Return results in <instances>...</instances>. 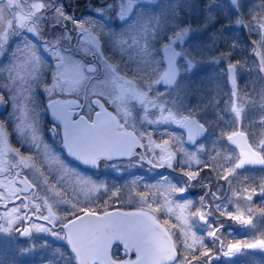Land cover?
I'll list each match as a JSON object with an SVG mask.
<instances>
[{
  "label": "rangeland",
  "instance_id": "rangeland-1",
  "mask_svg": "<svg viewBox=\"0 0 264 264\" xmlns=\"http://www.w3.org/2000/svg\"><path fill=\"white\" fill-rule=\"evenodd\" d=\"M36 1L11 0L9 3H4V0H0V8H2L0 9V33H7L6 27L13 22L28 21L24 19L23 12H26L29 6L36 8L38 4ZM145 5L153 7V12L150 13L146 7H141ZM122 7H128V0L111 1L108 8L114 9L115 13L117 10L121 15ZM138 7H141L142 11L137 10ZM21 9L24 10L21 11ZM179 13L184 20L180 19ZM262 13H264V0H237L234 11L230 9L228 0H134L129 19L140 17L141 23L132 38L126 41V46H130L133 50L134 67L140 73L155 75L158 79L163 71V65L160 64V57H158V50L162 46L159 42L166 39L164 44L172 45L180 52L178 59L180 75L171 89L162 91L166 99L160 105L152 99V93L147 88L128 87L121 82L122 87L128 91V95L126 101L119 104V117L131 132L140 137L145 135L146 141L151 139L157 143L162 142V138L155 139L153 131L162 127L171 129L179 127L171 119H164L170 113L176 119L195 118L206 128L207 133L196 148L186 152H197L201 164L185 162L186 157L178 151L177 156L180 164H189L188 169L199 172V177L192 181L189 192L187 181L181 178L175 186L185 188V191L169 194L166 189L170 184L174 185L173 183L168 179H157L143 185L134 172L137 169L136 164L132 163L131 171L126 175L129 179L125 180L124 188L114 185L112 189L107 190L88 184L86 192L78 188L76 191L75 189L63 190L59 195L48 196L46 201L54 213L55 218L52 222L55 225L80 211H106L113 208L141 211L161 224L162 220L157 214L159 206L155 203L157 199L164 203L166 200L172 201L173 207L177 203L191 200L195 206L199 207L201 206L200 197L203 196L204 210L211 214L207 216V222L203 224L198 218L190 217L189 227L197 236L204 239L208 248L216 251L215 246L220 242L207 236L210 230L209 225L216 227L222 225L221 232L218 233L220 239L251 242L264 234V215H253L252 225H241L219 217L216 211L217 204L234 211L233 202L247 210L245 202L233 197L232 192L239 191L242 186L258 183L264 177V169L236 171L235 175L225 181L220 179L222 168L215 165L211 168L204 167L206 163L212 164L210 157L218 152L221 154L219 163L225 167L229 166L227 162L230 161L225 157L235 159L237 153L224 143V137L220 135L222 131L224 133L242 131L247 134L249 142L254 146L258 145L259 140L264 139V81L259 77L260 68L257 60L248 55L246 47L251 35L249 32L251 17L259 18ZM32 15L36 16V12L34 11ZM216 20L224 21L223 31L217 28L215 30ZM237 20L241 22L237 23ZM179 24H182L180 30ZM253 27L258 28V25ZM55 51L50 49V54ZM32 63L35 62L30 60L18 62L21 80L25 77L32 78V73L36 71L34 67H30ZM229 65L234 66L236 70L238 82L236 91H231L227 87L225 69ZM71 66H73L72 63ZM79 85L82 87L81 84ZM146 92L147 95H145ZM132 105L141 108L139 118L133 114ZM234 106L239 110V116L233 111ZM145 117L147 119H144ZM141 126L145 127L144 131ZM177 138L178 141H173L170 135L167 138L171 140L172 150V147L176 145L177 149L181 148V139L178 135ZM199 148L202 152L198 151ZM217 196L220 199H217ZM209 205H211L210 208ZM165 219L169 220L171 225L164 229L174 242L178 254L175 264H179V261L185 259L188 251L185 248L182 226L174 216L168 213ZM20 224L21 221L7 233L0 231L1 264H33L36 251L45 246L37 243L35 228L32 230L33 235L28 239H19L17 236L19 240H15L14 248H12L10 243H7L9 241L7 237L14 236L15 229ZM1 225L7 227L4 221ZM50 241L54 242L51 238ZM57 256L65 264L73 262L72 259H66L67 256L64 253H58ZM212 264H264V253L262 251L252 253L249 249H242L232 258L220 256L219 259H214Z\"/></svg>",
  "mask_w": 264,
  "mask_h": 264
},
{
  "label": "clouds",
  "instance_id": "clouds-1",
  "mask_svg": "<svg viewBox=\"0 0 264 264\" xmlns=\"http://www.w3.org/2000/svg\"><path fill=\"white\" fill-rule=\"evenodd\" d=\"M40 4L43 5L42 8L37 7ZM101 4H104V0H101ZM37 5L38 11L47 10L45 3L41 2ZM108 7L109 5L105 4L104 7L91 8L92 12L104 17L98 20V23L97 19L89 20L88 29L96 37L94 45H87L77 40L70 47L62 45L63 53L59 51V55L50 54L51 59H45L41 54L47 51V49H41V44L46 39L43 31L29 27L27 31L14 29L7 34L0 33V53H2L0 61L3 65L0 67V110H4L3 115H0V172L8 173L5 181L17 174L20 180L27 181V185H22V187L31 185L27 193L31 199L46 201L50 195H59L58 185L61 183L62 175L67 174V169L59 156L55 154L53 146L47 143L40 133L43 114L45 112L49 114L47 89L51 87L53 80L61 70L59 60H57L59 56L78 63L83 69L85 86L102 92L104 95L99 98L107 107L112 108L120 103V97L124 91L121 82L128 87L147 88L157 105L163 104L166 99L162 95V88L157 77L142 74L134 67L133 50L130 46H126V41L136 32L141 18L129 19L130 14L126 17L121 16L117 10L114 16H110L107 14ZM113 21L116 23L114 24ZM73 23L75 24V21ZM84 23L85 21H80L76 24V28L83 31ZM253 25H258V28H254ZM249 32L251 35L246 44L247 52L250 57L257 60L260 68L259 77L264 81V13L259 18L251 17ZM159 43L163 45L166 42L160 41ZM24 53L31 54L26 59L35 62L30 67H34L36 71L32 73V78L25 77L21 80L18 62ZM41 93H43V103ZM109 99L113 101L112 104L109 103ZM132 109L133 114L139 118L141 108L132 105ZM52 120L53 123L49 126V130L56 129L54 139L55 144L59 146L58 124L54 118ZM13 132L16 134L19 146L10 140ZM256 147L257 150L264 152V148H260L259 145ZM22 148H27L29 151H22ZM21 157L31 158L28 167H24L19 162ZM52 160L56 163H50ZM227 163L232 166V161ZM166 166L173 168L174 163L171 167ZM37 181L40 186L39 190ZM262 182H264V177L258 183H251L247 186H255L259 192ZM67 186L72 187L71 184ZM155 203L159 206L157 214L163 221L167 216L165 203L159 199ZM252 206L254 209H264V195H254ZM257 214L264 215V210L253 212V215ZM179 264H183V261H179Z\"/></svg>",
  "mask_w": 264,
  "mask_h": 264
},
{
  "label": "flooded vegetation",
  "instance_id": "flooded-vegetation-1",
  "mask_svg": "<svg viewBox=\"0 0 264 264\" xmlns=\"http://www.w3.org/2000/svg\"><path fill=\"white\" fill-rule=\"evenodd\" d=\"M11 0H4V3H9ZM91 0H85L84 5H80V2L82 0H37L38 3H45L47 5V10L45 11H38L37 8L34 7H27V11L24 13V19H27L28 21L21 23V22H13L9 24L6 29L8 30L7 33L15 30L23 29L24 31H27V29L34 28L38 29L40 31H43L45 33L46 39L41 44V49H47L46 52H42L41 54L45 57V59H51L49 56L50 49L52 51L59 50L61 53H63L62 45L71 46L73 43H75L77 40L82 41L83 38V31L76 28V24H79L80 21H85L84 27H89V20H96L98 23V20L103 19L104 17L102 15H98L91 11V8H95L97 6H90L89 2ZM104 7V6H99ZM26 7H24L25 9ZM61 9L63 15H59L57 13V9ZM2 9V8H0ZM24 9H21L23 11ZM36 12V16H33L32 13ZM107 14L110 16H113V13L107 10ZM17 15V14H15ZM15 19V16H13ZM75 21V24L73 23ZM23 22V21H22ZM107 23V21H106ZM115 24L116 22L113 21ZM5 33V34H7ZM2 55V53L0 54ZM5 56H7V53H5ZM26 57H30V53H24L21 55L20 61L26 60ZM59 60V58H58ZM68 64L71 66V63L74 65L75 61L69 59L66 60ZM76 65L77 62H76ZM79 66V65H78ZM0 67H3L2 61H0ZM62 70V69H61ZM60 70V71H61ZM81 73L83 72L82 68L80 67ZM22 73V72H21ZM162 74V73H161ZM160 74V75H161ZM20 78V77H19ZM56 79L59 80L60 77L56 76ZM82 87H80V85ZM238 85V82H237ZM174 86V85H173ZM171 87H161L162 91L165 89H171ZM124 91L121 94L120 97V103L125 102L127 99L128 91L123 87ZM104 95L102 92H98L96 89L88 86L86 87L84 84V76L83 73L79 77V82L75 85L74 88H68L66 84H62L59 88H54L52 90V93H48V106L50 102H59L57 105L58 107L66 108L67 111L70 113L69 116V123L67 126H65L64 123H62L59 119L56 120L58 124V132L59 135L57 137L59 146L55 144L54 139V133L56 132V129H53L52 131L49 130V126L53 123L52 118L50 117V113L48 114L45 112L43 114V119L40 125V133L42 138L53 146L55 154H57L60 158V160L63 162L64 167L67 169V174L62 175L61 183L58 185L60 188V192L62 193L63 190H73L76 191L78 189L76 185V177H80L81 179L85 181H89L90 184H93L94 186H98L102 189L110 190L113 188L114 185L119 186L120 188H124L123 186L125 184V180L127 181L128 176H126L130 171V164L135 163L137 169L134 171L141 180V183L143 185H146L149 182H153L157 179H168L171 183H176L179 179L182 178V180L187 181V190L190 191V187L192 186V181H189L187 177L183 175L185 171H188L190 167L189 164H180L179 157L176 155V159L174 161V167L168 168L165 166H158V157L160 155V151L158 149H154L150 147L149 141H146V139L143 137L137 136L134 132H131L128 128L125 127V125L122 122V119L119 117L118 111L120 109L119 104L114 105L112 108L105 106L100 100V96ZM41 102L43 103V93L40 94ZM109 103L112 104L113 101L109 99ZM130 104V103H128ZM4 110H0V115H3ZM105 115L106 118H95L97 114ZM99 121H103L104 123L111 122L112 123V131H115V134L118 136H121L123 134H127L132 136L136 141H138L139 148L141 150V155L139 156L136 152L131 151V154H127V151H124L122 154L113 157L110 156V154L106 151L104 152H96L93 153L91 158H95L97 160L96 164L92 163H86L84 160V163L87 164L89 167H84L80 163H77L76 161H73L70 159L69 155L67 154L65 147L68 148H75L76 144L72 143L67 140L68 135L73 132L77 131L79 134L85 133H91V137H97L100 135L101 139H105L107 136L104 134L108 131V127L105 126H97L96 124ZM180 127V126H179ZM177 129H171L168 127H162L159 129H156L153 131V137L155 139L161 137L162 141L167 140L168 136L170 135L171 139L173 141H178L177 135L181 139L182 144L180 143L181 147L184 148L185 151H192L194 148H196L200 141L197 142L192 148H189L186 145L185 138L183 133L181 132L180 128ZM141 129L144 131L145 127L141 126ZM175 137H174V136ZM10 140L12 143L19 146V142L16 138V134L13 132ZM202 141V140H201ZM178 144V143H175ZM95 148H97V142L93 143ZM177 145L173 148V151L177 150ZM22 151H29L27 148H22ZM198 151L202 152V149H198ZM83 153H88L86 151H83ZM82 153V154H83ZM81 154V155H82ZM89 156V154H86ZM90 158V159H91ZM151 161V163H150ZM186 161V158H185ZM56 163V162H54ZM8 167L10 168L11 165L9 164ZM47 167L46 165L44 166ZM8 176L7 172H0V180L5 179V177ZM11 177H9L10 179ZM71 184L72 187L69 188L67 185ZM37 186L39 190V182L37 181ZM199 195V193H198ZM188 196H190L188 194ZM36 204L40 205L39 211H37L35 208H31V210H28V214H31L32 216H35L40 221L34 220V218L30 219V222L28 224V227L31 228L33 224L39 225L42 230H36L37 234L42 237H46V235L49 234L50 230V223L53 224V218L49 217L48 220H44L41 217L48 215V209L45 207V201L41 199H33ZM21 204L20 200H17L15 202V205ZM14 204L12 206H15ZM2 205H0L1 207ZM23 209V208H22ZM21 209V215H23V210ZM114 209V208H113ZM112 209V210H113ZM116 209V208H115ZM119 210H122L120 208H117ZM128 210V209H126ZM6 211L0 210V213ZM110 210L102 211V210H86V211H80L78 214L71 216L69 219L56 223V225L65 224L69 220L75 218L76 216L82 214V213H94V214H102L104 212H107ZM225 220L224 218H222ZM219 220V219H217ZM3 221H0V225ZM22 222V220H21ZM159 223V222H158ZM55 225V226H56ZM25 226L23 224H20L16 228V232L20 233L23 231ZM35 228H32L29 232V235L32 234V230ZM51 231V230H50ZM53 232V231H52ZM61 237H63V234L61 231H57ZM221 232V231H220ZM128 248L125 247L123 243H116L111 248V257L115 261H122L119 258L113 257L117 255V257L120 256V253ZM117 252V253H116Z\"/></svg>",
  "mask_w": 264,
  "mask_h": 264
},
{
  "label": "snow or ice",
  "instance_id": "snow-or-ice-1",
  "mask_svg": "<svg viewBox=\"0 0 264 264\" xmlns=\"http://www.w3.org/2000/svg\"><path fill=\"white\" fill-rule=\"evenodd\" d=\"M133 4L134 0H128V7H122L120 10L121 15H129ZM37 7L42 8L43 5L40 4L37 5ZM57 13L59 15H63L61 9L59 8L57 9ZM240 22V20H237V23ZM33 30L35 29L33 28ZM83 33V43L87 45H94L96 43L95 34L89 31L88 27H84ZM52 54L59 55V51L57 50ZM59 64L62 71H60L57 76L60 77V79L57 80L55 78L53 80L51 87L47 89L49 94L52 93L54 88H59L62 84H66L70 89L74 88L79 82V77L82 75L80 67L78 65L70 66L63 56H59ZM232 67V65H229L230 72ZM230 79L232 80L233 87H235V78L230 75ZM58 104L59 102H50L49 107L52 108L53 116L64 123L65 126H67L69 123L70 113L66 108L58 107ZM233 111L236 112L237 116L240 115L239 110L235 108V106ZM164 119H171L175 124L182 127L187 133V140L192 143H195L197 137L206 131L202 124H199L195 120H190L188 117L176 119L170 113L167 117H164ZM224 135L226 136L227 140L235 145L236 149L238 150L234 160H232L231 157H225V159L232 161V166L225 167L220 164L219 161L221 154L218 152L215 156L210 157L212 164L206 163L204 167L211 168L213 165H215L216 167L222 168L223 170L220 174V179L228 181L231 176L236 174L237 169L243 168L245 165L264 166V152L257 150V147L248 141L245 133L232 131L230 133H224ZM135 143H138V141H130L127 143V154H131V150L135 146ZM149 144L150 147L160 151V155L158 157V166L166 164L171 167L176 159L177 151L184 154L186 157L185 162L197 165L201 164V160L198 158L197 152L188 153L183 147L173 151L170 147L171 140H163L162 142L157 143L156 141L150 139ZM258 145L260 148H264V139L259 140ZM200 147L202 148L203 146L201 145ZM19 162L23 164L24 167H28L31 163V158L21 157ZM54 162V160L50 161V163ZM85 162L96 164L97 160L95 158H91L85 159ZM183 175L187 177L189 181H195L199 177V172L189 170L185 171ZM88 184H90L89 181H85L80 177H76V185L78 188H80V190L85 192L88 191V188L86 187ZM22 185H27V181L20 180L18 174L11 179H7L6 181L5 179L0 180V205L6 208V211L0 213V221H4L7 224V227L0 225V231L7 233L13 229L14 225L25 219V217L20 214L22 208L25 210H31V208H35L37 211L40 209V205L36 204L35 201L31 199L29 195H27L31 185H28L27 187H22ZM166 191L169 194L183 193L185 188L171 185L166 189ZM254 195H264V182L261 183L259 192H257L255 186L249 187L247 185L242 186L239 191L232 192L233 197H235L237 200H243L245 202L247 205V210L235 202H233L234 211L228 210L226 206L221 207V205L217 204V215L241 225H252L253 212L257 210H264L253 208L252 201ZM216 198L220 199L218 196ZM17 200H20L21 204L15 205ZM200 201L201 206L199 207L195 206L194 202L191 200H186L183 203H177L175 204V207L172 206V201H165L167 213L170 216H174L176 221H178V223L182 226L181 231L185 238V248L188 250L185 254L183 264H212L214 259H219L220 256L230 259L242 249H264V234L251 242L220 239L218 233L222 225L220 227L209 225L210 230L207 232L208 237L220 240L219 253H215L212 249L208 248L204 242V239L197 236L189 227L190 217L198 218L200 221L207 222V216L211 214L209 211L204 210L203 205L205 201L203 196L200 197ZM9 203L14 204L15 206L8 207ZM45 207L48 208V215L42 216L41 218L48 220L49 217H52L54 219V213L52 212L51 206L48 205L47 201H45ZM210 207L211 205H209V208ZM153 211H157V209H153ZM169 226L171 225L167 219L163 220L160 224L162 229ZM32 228L42 230L39 225L33 224L31 228L25 227L22 234L27 235ZM169 259H171V256H169Z\"/></svg>",
  "mask_w": 264,
  "mask_h": 264
},
{
  "label": "water",
  "instance_id": "water-1",
  "mask_svg": "<svg viewBox=\"0 0 264 264\" xmlns=\"http://www.w3.org/2000/svg\"><path fill=\"white\" fill-rule=\"evenodd\" d=\"M235 5V0H231ZM162 62L165 66L164 72L159 81L162 86H172L176 81L178 70L176 62L178 59V52L170 47H164L161 50ZM228 83L231 89H235L230 79V75L234 77L235 70L232 67L230 72L227 67ZM50 115L55 120L56 117L52 114L50 108ZM97 117H105L98 115ZM194 120V119H193ZM58 121V120H57ZM98 122L96 125H98ZM181 131L185 134L186 142L189 146L194 143L187 140V133L181 127ZM204 132L197 137L196 141L202 137ZM106 147L101 145L99 137H92V141L101 148L104 152H108L111 156H118L124 151H127V143L136 141L130 135L118 136L115 131L108 137ZM68 141L81 144L75 152V148L65 147L69 157L73 161H84V158L90 159L93 153L101 152V149L95 148L88 136L79 134L73 131L68 136ZM226 143L233 146L226 138ZM83 151L88 152L89 157L81 155ZM131 151L136 152L139 156L141 150L139 145L135 146ZM238 151V150H237ZM263 167L259 165H245L244 167ZM66 236V245L75 254L77 264H173L176 261L177 255L173 247L172 241L168 234L153 220L140 212H121L118 210L107 212L101 216L95 214H85L76 219L69 221L65 226H61ZM115 243H123L124 248L127 246L139 255V259L128 263L113 262L110 258V249ZM259 249H251V251H258ZM128 255V252L122 253V257ZM171 256V259H169Z\"/></svg>",
  "mask_w": 264,
  "mask_h": 264
},
{
  "label": "trees",
  "instance_id": "trees-1",
  "mask_svg": "<svg viewBox=\"0 0 264 264\" xmlns=\"http://www.w3.org/2000/svg\"><path fill=\"white\" fill-rule=\"evenodd\" d=\"M166 1H169V0H166ZM85 4V0H82V2H80V5H84ZM162 4V3H161ZM93 5V4H92ZM142 8H144V7H146L148 10H149V12L150 13H152L153 12V7H150V6H147V5H145V6H141ZM140 7V11H142V8ZM178 16H180V19L181 20H184V17L181 15V13H179V15ZM223 22L224 21H222V20H216V23H215V30H216V28L218 29V30H220V31H223V28H224V25H223ZM178 27H179V30L182 28V24H179L178 25ZM164 40V39H163ZM163 40H161V41H163ZM240 60V59H239ZM236 61H237V59H236ZM43 258H44V260H54V257L53 256H51V255H47V254H45L44 256H43ZM41 261V260H38V259H36V260H34L33 262H34V264H41V263H43V264H47L48 262H45V261Z\"/></svg>",
  "mask_w": 264,
  "mask_h": 264
}]
</instances>
